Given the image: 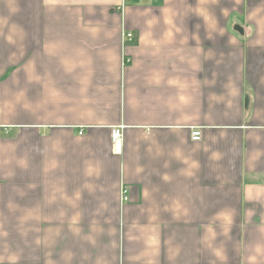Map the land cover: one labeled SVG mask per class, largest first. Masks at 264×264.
I'll return each mask as SVG.
<instances>
[{"label": "crops", "instance_id": "1", "mask_svg": "<svg viewBox=\"0 0 264 264\" xmlns=\"http://www.w3.org/2000/svg\"><path fill=\"white\" fill-rule=\"evenodd\" d=\"M0 264H264V0H0Z\"/></svg>", "mask_w": 264, "mask_h": 264}, {"label": "built area", "instance_id": "2", "mask_svg": "<svg viewBox=\"0 0 264 264\" xmlns=\"http://www.w3.org/2000/svg\"><path fill=\"white\" fill-rule=\"evenodd\" d=\"M120 138H121L120 129L119 128L114 129L112 131V140L114 142H117V141L120 140ZM200 139H201V133H200V131L199 130L192 131V133H191V140L192 141H200Z\"/></svg>", "mask_w": 264, "mask_h": 264}]
</instances>
